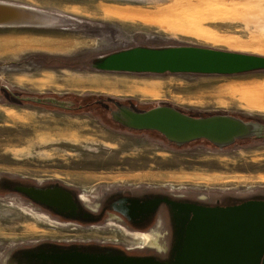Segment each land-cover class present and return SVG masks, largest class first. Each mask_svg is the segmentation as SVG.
<instances>
[{"label": "rangeland", "instance_id": "374dc122", "mask_svg": "<svg viewBox=\"0 0 264 264\" xmlns=\"http://www.w3.org/2000/svg\"><path fill=\"white\" fill-rule=\"evenodd\" d=\"M0 2L49 18L0 24V185L6 178L59 184L76 189L79 203L91 210L108 193L129 188L223 202L228 195L264 197V71L112 74L79 66L136 46L190 45L264 56V0ZM73 102L74 112L68 110ZM169 106L189 116L240 118L252 137L223 147L202 140L175 145L160 131L128 125L126 110L135 115ZM157 120V128L172 134L188 125L172 114ZM147 238L110 219L64 221L0 190V264L10 252L44 242L107 243L132 254L143 247L165 249L160 228Z\"/></svg>", "mask_w": 264, "mask_h": 264}, {"label": "water", "instance_id": "95a60500", "mask_svg": "<svg viewBox=\"0 0 264 264\" xmlns=\"http://www.w3.org/2000/svg\"><path fill=\"white\" fill-rule=\"evenodd\" d=\"M9 7L18 12H12ZM25 11L29 12L28 7L0 2V24L32 22L33 20H29L24 14ZM79 66L98 73L225 76L263 72L264 56L190 45L136 46L90 57ZM185 140L188 139H180ZM14 185L13 188H11L13 185L8 184L4 187L22 195L31 203L43 206L58 217L91 223L94 221L93 214L99 209H88L76 201L70 190L59 185L46 188ZM122 202H129V206L127 208L122 206ZM160 203L169 205L172 211L173 243L166 259L127 255L113 248L92 251L78 246H43L45 248L22 250L13 258V263L264 264V200H247L231 206L206 207L178 203L168 198L144 202L123 199L114 202L113 206L116 211L129 217L136 211L148 208L155 210ZM126 209L129 211L126 212ZM10 255L11 252L8 257Z\"/></svg>", "mask_w": 264, "mask_h": 264}, {"label": "flooded vegetation", "instance_id": "af4514ba", "mask_svg": "<svg viewBox=\"0 0 264 264\" xmlns=\"http://www.w3.org/2000/svg\"><path fill=\"white\" fill-rule=\"evenodd\" d=\"M54 185L55 184L39 186V185L29 184L26 186H36L40 188H46ZM14 186L15 185L11 186V188H13ZM59 186L67 189V187H64L62 185ZM161 198H168L169 200L178 203H191L206 207L231 206L247 200H264L263 196H251L242 200L239 198H235L238 200H228L223 202L222 199H213L210 197L211 199L208 200L201 196L196 197L191 193L186 194V193L165 192V191H158L152 188L119 189L111 193H108L106 196H104L98 211L95 214H93L94 221H92L91 223L97 224L100 223L99 221L102 222L109 217L110 220L116 221L119 224H121L128 234L141 233L143 235H147L148 238H150L154 229L155 231H157L158 228H160L162 234V240L165 245V251L162 250L161 253H157L156 249L151 250L143 247V250L140 251V253L132 256H152L159 260L166 259L169 256V251L173 243V225L171 221L172 211L170 206L165 203H160L155 210L148 208L145 210L136 211L135 214H132L129 217L116 211L113 206L114 202H118V200H123V199H131V200H138L139 202H144L146 200L161 199ZM76 201L79 203L78 197H76ZM121 204L126 208L129 206V202H122ZM117 205L118 203L115 206ZM37 206L40 207V209L44 208L43 206L40 205ZM125 211L128 212L129 210L126 209ZM50 214L52 213L50 212ZM52 215L55 216L54 214ZM154 225H156L157 228H154ZM39 248H45V247H27V248L15 250L11 253L10 257L7 258L5 264H14L13 258L17 257L22 250H26V249L36 250Z\"/></svg>", "mask_w": 264, "mask_h": 264}, {"label": "crops", "instance_id": "0c3cea01", "mask_svg": "<svg viewBox=\"0 0 264 264\" xmlns=\"http://www.w3.org/2000/svg\"><path fill=\"white\" fill-rule=\"evenodd\" d=\"M113 74V73H112ZM157 110H160V113H156ZM164 110V111H161ZM155 112L157 115L155 117L156 124L153 126H142V129H150V130H158L157 128L158 124V117L161 118L163 117L164 114H172L176 118L183 120L188 123V125L178 127L177 128V133H171L169 130H165V134L167 135L166 137L170 139V141L174 143H185L189 141H209L210 143L218 146V147H223L226 146L230 143H232L234 140L244 137L246 135V131H242V129L245 128V121L234 117V116H229V115H208V116H189L186 115L184 112L173 108V107H163L159 108L154 107L151 108L147 111H142L140 112L142 114H147ZM161 116V117H160ZM195 129H204V130H211L210 136L207 134H191L189 132L195 130ZM161 132V131H160ZM172 137V138H170ZM187 138L188 140L185 141H180V139H185ZM172 139H179L178 141L172 140Z\"/></svg>", "mask_w": 264, "mask_h": 264}, {"label": "trees", "instance_id": "16d2710c", "mask_svg": "<svg viewBox=\"0 0 264 264\" xmlns=\"http://www.w3.org/2000/svg\"><path fill=\"white\" fill-rule=\"evenodd\" d=\"M44 63H45V61H44ZM46 65L47 64H49V63H45ZM59 66L60 67H63L64 65L63 64H59ZM66 66H68L67 64H66ZM46 98H52V99H54V100H57V98L56 97H45V98H43V100L44 99H46ZM36 104H40V105H43V106H45V107H50V108H56L57 106H55V105H53V103L52 102H49V103H43V102H36ZM74 106L72 107V108H69L68 110H70V111H72V112H74V111H76V109H78V107L76 106V103H72ZM61 109V108H60ZM246 122V121H245ZM251 135H246V136H244V137H241V138H238V139H236V140H234L232 143H230V144H228V145H226V146H231V145H234V144H237V143H239V142H242V141H245V140H249V139H251ZM195 141H197V140H195ZM195 141H189V142H185V143H182L181 145H184V144H187V143H190V142H195ZM206 142H208V143H210L209 141H206ZM173 144H175V145H179L178 143H173ZM210 144H212V143H210ZM214 147H218V146H216V145H214V144H212ZM14 185V184H23V185H29V184H31V183H29V182H26V181H14V180H9V179H5L3 182H2V184L0 185V190L1 191H3V192H7V190L5 189V187H4V185ZM55 185H59V184H55ZM67 189H69L71 192H72V194H73V196H74V198L76 199V197H77V195H78V191L76 190V189H70V188H67ZM225 199H228V200H238V199H235V197H233V196H225L224 197ZM223 200V199H222ZM227 200V201H228ZM242 200V199H241ZM47 213H50V211L48 210V209H46V208H43ZM52 213V212H51ZM53 214V213H52ZM56 216V215H55ZM59 218H61V219H63L64 221H68V222H76L75 220H70V219H67V218H64V217H59ZM80 222V221H79ZM99 222H101V221H99ZM80 223H84L85 225H88V224H90V223H87V222H80ZM43 246H60V247H70V246H78V247H80V248H82V249H84V250H92V251H99V250H101V249H103V248H113V249H117V250H119V251H121L122 253H125V254H127V255H135L134 253L132 254V252H129L125 247H121V246H119V245H112V244H102V243H97V242H85V243H81V242H79V243H70V244H60V243H51V242H44V243H40V244H37V245H35V246H32V247H43ZM141 250H143V248H141Z\"/></svg>", "mask_w": 264, "mask_h": 264}, {"label": "bare ground", "instance_id": "6f19581e", "mask_svg": "<svg viewBox=\"0 0 264 264\" xmlns=\"http://www.w3.org/2000/svg\"><path fill=\"white\" fill-rule=\"evenodd\" d=\"M2 3L5 4V2H2ZM8 4L13 5V6L15 5V4H11V3H8ZM10 7H12V6H10ZM28 10H29V12L28 11H25L24 14L26 15V17L29 20H33V21H38L39 20L41 22V21H47L49 19L48 18L47 20H45L46 19V17H45L46 13L43 12V11H38V10H35V9H31L29 7H28ZM11 11L14 12L15 9L12 8ZM15 12H18V11H15ZM14 22H17V21H14ZM33 25L34 24L32 23V26ZM159 111L160 110H157L156 113L157 112L160 113ZM161 111H164V110H161ZM125 112L128 115V123H130V124H132L134 126H153V125L156 124L155 117H156L157 114L155 112H151V113H147V114H142V115H133L131 112H129L127 110ZM242 131H246L247 132V129L245 130V128H244V129H242ZM189 133H191V134H200V133H202V134H207V135L209 134L210 135L211 131L210 130H207L206 131L204 129H195V130H193V131H191Z\"/></svg>", "mask_w": 264, "mask_h": 264}, {"label": "built area", "instance_id": "2783aa9c", "mask_svg": "<svg viewBox=\"0 0 264 264\" xmlns=\"http://www.w3.org/2000/svg\"><path fill=\"white\" fill-rule=\"evenodd\" d=\"M4 87H6V86H4Z\"/></svg>", "mask_w": 264, "mask_h": 264}]
</instances>
